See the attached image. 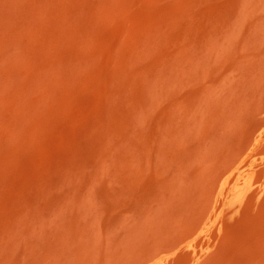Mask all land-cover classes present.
Wrapping results in <instances>:
<instances>
[{
	"label": "bare ground",
	"instance_id": "6f19581e",
	"mask_svg": "<svg viewBox=\"0 0 264 264\" xmlns=\"http://www.w3.org/2000/svg\"><path fill=\"white\" fill-rule=\"evenodd\" d=\"M0 264H264V0H0Z\"/></svg>",
	"mask_w": 264,
	"mask_h": 264
}]
</instances>
